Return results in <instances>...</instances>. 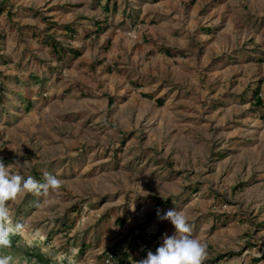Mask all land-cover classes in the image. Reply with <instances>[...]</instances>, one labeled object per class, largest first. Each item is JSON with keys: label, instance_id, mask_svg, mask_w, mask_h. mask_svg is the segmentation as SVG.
<instances>
[{"label": "rangeland", "instance_id": "rangeland-1", "mask_svg": "<svg viewBox=\"0 0 264 264\" xmlns=\"http://www.w3.org/2000/svg\"><path fill=\"white\" fill-rule=\"evenodd\" d=\"M257 87L264 101V0H0V160L63 182L51 207L10 204L25 229L0 255L108 264L117 249L114 264H138L150 250L126 243L159 232V247L177 210L203 264H264Z\"/></svg>", "mask_w": 264, "mask_h": 264}, {"label": "clouds", "instance_id": "clouds-1", "mask_svg": "<svg viewBox=\"0 0 264 264\" xmlns=\"http://www.w3.org/2000/svg\"><path fill=\"white\" fill-rule=\"evenodd\" d=\"M28 162L22 166L27 167ZM63 182L57 177L45 173L44 182H38L32 175H21L11 171V165L5 166L0 160V250L10 248L11 237L24 231L25 225L13 223L10 204H16L20 198L31 193L43 197L39 207H51L60 195ZM159 215V212H158ZM161 219L169 220L174 233L163 235L162 244L155 253L149 251L147 258L138 264H203L207 258V244L191 235L188 218L183 211L169 210ZM12 257L0 255V264H12Z\"/></svg>", "mask_w": 264, "mask_h": 264}, {"label": "trees", "instance_id": "trees-1", "mask_svg": "<svg viewBox=\"0 0 264 264\" xmlns=\"http://www.w3.org/2000/svg\"><path fill=\"white\" fill-rule=\"evenodd\" d=\"M104 8H105V10H110V6H109L108 2L105 4ZM115 8H116V6L113 7V10H115ZM129 16H130V19L133 18V14L132 13ZM109 26L110 25H109V22L107 20L106 21L96 20L95 21V29L93 30V34L94 35H99V34L105 32L106 30H108ZM66 27H67V29H69L72 32V34H76V30L73 27H71L70 25H67ZM59 44L60 43L56 42L55 40L50 41V46H52L53 51L58 56H60V58H62V56H65V54H66L65 53L66 48H64L63 46H61ZM70 50L73 52V55L72 56H73L74 59H77L81 55V51L79 49L71 48ZM164 52L166 54H168V55H173L174 54V52L171 49H169V48H165L164 49ZM252 97H253V106H255V107H261V106H263V102L264 101H263V97L261 95V88L260 87H257V89L254 90ZM159 102L162 103V99H160ZM29 106H32V103L30 101H29ZM126 220H127V217L123 218L120 221V224L124 223ZM263 225H264V223H263ZM151 235H152V240H156V239L159 238L160 233L159 232L152 233ZM139 236L146 243V247H149L150 246V240H147L144 237L145 236V232H143ZM15 239H16V236L13 235L11 237L12 243L14 242ZM156 249H155V251H156ZM143 251L146 252V249L144 248ZM112 252L114 254H117L118 256L121 257L120 262H124V261H126L128 259V250L127 251H124V250L123 251H118L117 249H112ZM121 253H124V254L121 255ZM38 256L41 258V260H45L47 262V264H48L47 259H44L43 255H38Z\"/></svg>", "mask_w": 264, "mask_h": 264}, {"label": "built area", "instance_id": "built-area-1", "mask_svg": "<svg viewBox=\"0 0 264 264\" xmlns=\"http://www.w3.org/2000/svg\"><path fill=\"white\" fill-rule=\"evenodd\" d=\"M151 234H152L151 232L146 231L145 232V236H144L147 240H150V246L149 247H146V243L143 241V239L139 235H135L134 237H132L131 243L127 242L126 244L127 245L130 244L131 245L130 248L135 246V244L136 245L142 244L143 248H145L146 251L147 250L153 251V250H155L157 248L159 240L158 239L152 240V235ZM105 259H106V262L108 264H114L115 262L119 263L121 257L118 256L117 254H114L112 251H108L105 254Z\"/></svg>", "mask_w": 264, "mask_h": 264}, {"label": "crops", "instance_id": "crops-1", "mask_svg": "<svg viewBox=\"0 0 264 264\" xmlns=\"http://www.w3.org/2000/svg\"><path fill=\"white\" fill-rule=\"evenodd\" d=\"M108 29H109V28H108ZM106 31H107V30H106ZM165 48H167V47H165ZM165 48H161V51L164 52V49H165ZM164 53H165V52H164ZM166 55H168V54H166ZM168 56H169V55H168ZM170 56L175 57L176 55H175V53H174L173 55H170ZM160 99H161V98H158V99H157L158 103H160V102H159Z\"/></svg>", "mask_w": 264, "mask_h": 264}]
</instances>
